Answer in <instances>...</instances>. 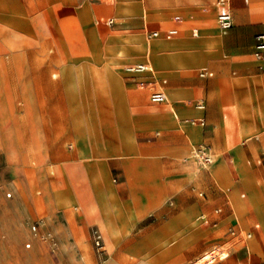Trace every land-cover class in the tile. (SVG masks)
I'll use <instances>...</instances> for the list:
<instances>
[{
	"label": "rangeland",
	"instance_id": "rangeland-1",
	"mask_svg": "<svg viewBox=\"0 0 264 264\" xmlns=\"http://www.w3.org/2000/svg\"><path fill=\"white\" fill-rule=\"evenodd\" d=\"M139 1L146 8L134 11L122 7L119 0H104L97 10L111 11L115 26L98 24L102 14L99 11L95 16L92 11L74 14V11L55 10L49 5L47 10L24 9L19 12L23 28L16 32L26 41V83L23 80L15 82L17 76L8 67L6 57L0 58V131L8 158L10 162L17 159L12 140L8 137L11 131L8 124L26 136L30 155L45 154L49 165L63 163L71 176L79 181L87 180L89 169L99 161V149L127 144L126 156L108 160L112 183L107 176L104 180L110 188L113 184L117 197L126 200L131 210L143 212L142 216L133 217L125 203L112 195L109 206L113 209L116 224L108 221L109 234H103L98 226L90 228V237L78 244L79 250L63 249L61 264H192L199 259H207V255L215 250L229 257L220 260L219 255L214 264H264V166L256 164L259 158L264 160V127L233 137L235 125L239 123L224 119L231 105L223 108L221 116L213 119L202 117L186 124H177L181 121L174 120L167 111L169 105L179 111L196 110L199 102L205 100L208 104L206 115L215 112L217 97L212 90L216 87L212 85L221 80L242 86L253 83L252 86L260 94L253 107L264 115V68L252 56L253 44L242 54L223 53L222 58L209 64L215 76L200 78L205 71L198 69L206 66L205 57L203 53L194 51L201 48L202 39L181 38L199 39L194 38L196 32L201 37L203 29L217 28L214 13L212 18L205 13L208 8L212 10L208 5L212 6L214 0L208 4L202 0ZM151 1L155 2V6L149 4ZM237 1L244 4V0ZM253 1L250 0L248 6L260 4ZM17 2L27 5V0ZM115 11L125 16L134 12L141 15L131 20L116 15ZM173 18L179 32L173 36V41H166L165 34L171 29ZM240 26L255 28L252 33L254 39L263 31L260 27H264V19L254 22L247 19ZM240 26L224 40H237ZM2 30L4 35L9 33L6 27L2 26ZM158 31L159 39L151 37V32ZM135 33L144 37L129 39L128 45L108 49L113 45L107 42L111 35ZM135 40H139L137 44ZM219 42L220 39L216 38L210 46L219 47ZM151 46L161 51L154 52ZM147 48L151 55L147 54ZM119 55L137 57L135 62L150 61L155 73L140 74V80L135 81L137 79L132 77L135 73L127 69L136 65L131 61L114 62V57ZM242 60L248 62L245 67L235 64ZM193 68L197 71L188 77L191 98L185 102L187 95L167 89L170 104L160 106L151 103L148 83L162 74L175 76ZM234 70L238 72L236 77L232 75ZM107 72H114L121 78L126 90V102L122 106L110 105L102 100L103 91L78 87L79 83L89 86L94 77L103 79ZM169 86L181 85L171 79ZM144 91L146 98L138 102L136 96L140 93L145 96ZM2 100L7 102L6 107ZM153 109L165 112L167 117H154L149 113ZM170 123L176 125L168 126ZM180 125L199 126L203 130V140L197 145L207 146L215 156L213 166L205 169L197 163L194 157L197 145L183 155L165 151L171 147L178 150L184 143V138L179 135ZM77 136H81L84 142L83 156L78 149ZM258 136L259 142L248 141ZM230 147L239 149L241 156L238 155L240 160L237 163L231 153L238 150L229 149L224 155L225 168L219 163ZM1 163L0 155V167ZM243 167L248 174L244 170L235 174ZM51 173L52 170L50 176L54 178ZM33 177L39 181L40 173L35 172ZM82 185L95 197L101 192L87 182ZM67 189L68 180L58 171L55 195L59 202L72 205L75 199ZM38 192H41L40 196ZM10 193L7 187L0 186L1 210L12 209L14 194L9 197ZM33 193L39 200L45 196L40 187H35ZM242 195L245 197L242 198ZM219 207L223 208L222 213L216 212ZM69 220L76 223L83 237L87 238L81 209L76 210ZM5 221L1 220L0 237L6 243L9 240L13 251L10 252L12 258L2 264H56L49 247L32 235L31 227L39 221L52 226L63 224L65 220L61 219V212L51 219L43 210L38 219L18 226L15 235L8 234ZM95 230L103 236L104 255L98 254L94 246ZM250 233L258 234L247 243L245 241ZM29 243L32 247L26 249ZM246 245L251 246V255L246 254Z\"/></svg>",
	"mask_w": 264,
	"mask_h": 264
},
{
	"label": "crops",
	"instance_id": "crops-1",
	"mask_svg": "<svg viewBox=\"0 0 264 264\" xmlns=\"http://www.w3.org/2000/svg\"><path fill=\"white\" fill-rule=\"evenodd\" d=\"M17 1L18 0H0V34H1L0 58L2 59L3 57H6V63L8 67L11 70H13L14 74L17 76V78L15 79V82L17 83H21L22 80L24 83H26L25 80L27 75V68L25 66V59L27 58L26 41L21 39V37L17 33L19 29L23 28V24H21L22 21L18 16L20 14L19 12H21L22 10L24 9L47 10L49 9V5H52L55 10L74 11V14H77L78 11H92V13H94L95 16L96 11H99L102 14L99 20L97 21L98 24L102 23L105 24L106 26L116 25L115 19L111 17L110 14L112 13L111 11L97 10L101 5L104 4V0H27V5L25 3H22V5H20L19 2ZM202 1L203 2L205 1L208 4L211 0H202ZM218 1L219 0H214L212 6L208 5L212 7V10L208 8V11L205 12L207 16L210 18L213 17L212 12L214 13L217 28L207 27L203 29L201 37H199L200 36L199 33L196 32L194 34V38H199V39L181 38V39H192V40L202 39L201 48L196 49L194 52L203 53V57H205L206 66H202L198 70L206 69V71L212 73L213 76L212 77L200 76V78L211 79L215 76V73L209 69V64L211 61L215 59L222 58L223 53H228L232 55L235 53L242 54L244 52V49L250 47L253 44L252 56L254 58L253 54L256 43L255 38L259 34H264V27H260V29L263 31L261 33H258L253 39L252 33L255 31V28L240 26L242 24H245L247 19H250L252 22L264 19V3H261L264 0L261 1L254 0L253 3L254 2L260 3V4H256L254 7H251L253 4L248 6L250 0H244V4L243 2L237 0H226L227 9L231 13L234 20V27L226 35L221 33L217 23ZM119 2L122 7L129 8L134 11L140 10L141 7L146 8L145 4L140 2L139 0H119ZM106 4L108 5V2ZM149 4L155 6L154 1H151ZM10 11H13V13H10ZM115 13L116 15L118 14L119 16L125 19H131V20L141 15L138 12L131 13L128 16H125L119 11H115ZM111 20L114 21L113 25L109 24V21ZM135 23L137 22L135 21ZM170 23L172 24V27L171 29L168 30V32L176 31L178 34L179 30L176 24V19L174 18L171 19ZM2 26L9 29V33L7 35H4ZM135 26H138V24H136ZM239 26H240V28L238 29L239 38L237 40H233V41L224 40V38L228 37L231 34V32L236 27ZM152 33L155 32H151V34ZM158 33L160 32L158 31ZM142 37L144 36L140 33H135L132 35H111L107 40V42L113 43V45L111 44L108 49L112 47L120 48L122 47V44L128 45L127 41L129 39H139ZM172 38L171 39L165 38V40L173 41ZM216 38L220 39L219 42L220 46L219 47L210 46V42ZM155 39H159V37ZM135 41H136L135 44H137L139 40H135ZM148 48H147V54L149 55ZM151 49L154 52L161 51L159 49L153 48L152 46ZM107 54H109V52ZM114 59H115L114 62L131 61L135 65L143 64L151 68V71H147L144 73H135V75L132 76L135 79H137L135 81L140 80L139 78L140 74L152 75L155 73V69L150 61L135 62L138 61V58L133 57L131 55H126V56L119 55L114 57ZM235 64L238 66L245 67L248 64V62L242 60ZM261 67L263 69L264 65L261 64ZM196 71L197 70L193 68L186 70V72H183L180 75H175V76H168L167 74H162L153 82L148 83L150 84V86L148 87L151 92L150 99L152 94L155 92H162L165 94L166 98L168 97L167 100L163 103H154L152 101L151 103L160 106H165L167 104H170V100H169L170 96L167 89H169L170 91H172L171 89L177 90L180 93H182L184 96L187 95V97L185 98V102H186V100L192 97L191 92L189 90L190 81L188 77L194 74ZM237 74H238L237 70H234L232 72V75L234 77H236ZM93 75H96V73L93 72ZM105 75L106 76L103 77V79L100 77H94V81L89 86L87 84L85 86V84L79 83L78 87L79 89H83V88L88 89L89 87H92L96 91L98 90L103 91L104 96H102V100H105V102H108L110 105L122 106L126 102L124 98L125 96L124 93L126 92V90L123 84L121 83V78L114 72H107ZM171 79L175 81V84H179L181 86L170 87L169 85ZM262 80H264V77L262 78ZM252 84L249 83L245 86H242L241 84L238 83H227L220 80L219 82H217L216 85H212L213 87H216V89H213L214 91L212 90V93H215V96L217 97L216 99L217 105H216V111L212 113H208L207 115H206V111L208 104L207 101L205 100L199 102L205 104V109L201 110L195 108L196 110H188V109H182L181 111L177 110V118L170 111L171 109L174 108V106L169 105L167 111L169 112V114L172 115L174 120L179 122L181 121L180 123L177 124H181V123L186 124V121L201 120L202 117L213 119L215 117L221 116V112L223 108L226 107L227 105L228 106L231 105L230 106L231 109L226 108V109H230V111L224 114V119H229L235 124L237 122L239 123V125H235V129H234L235 136L233 137L242 136L243 132L250 134L264 127V115L256 111L253 107L260 94L252 86ZM72 89L74 90L75 88ZM146 94L147 93L145 92V96L143 93L137 95L136 96L138 99L137 101L142 102L144 100V97L146 98ZM3 103L4 106L6 107L7 102L3 101ZM6 112L9 118L10 114L7 109ZM149 113L156 118L166 116L165 112H162L160 110L153 109ZM167 125L175 126L176 123L173 124L170 123ZM8 126L11 130L8 137L12 140L14 146V152L17 159L13 162H10L5 146L3 144L4 136L3 133L0 131V155L2 156V163L0 167V176H2V178L0 177V186H5L9 190H11L12 193H10L9 195L12 196L14 194V200L11 202L12 209L10 211H5L0 209V226H1V220L2 222L3 220H6L4 224L6 225V230L8 234L15 235L17 233L18 226L24 223L27 224V221H34L35 219H38L41 211L44 210V212L51 219L57 214V212H61V219L65 220V223L52 226L51 223H49L48 225L47 222H45L46 224L45 227L40 228L41 233H45L46 231H49L56 235L58 234L57 237L60 242V249L56 254L51 253L53 255V257L52 256L51 257L56 264H61L63 249L79 250L78 244H80V242L88 241V238L90 237V233H89L90 228L94 226H98L103 232V234L108 235L109 234V232H107L108 221H112L113 223L116 224V221L114 219L113 209L109 205L111 204V196L115 195L117 197V193H116V188L113 186V184L111 188L106 184L104 177L105 176L109 177L112 183L111 173L108 166V160L111 159L114 160L116 158H121L126 156L128 154L127 144L122 143L119 146L108 145L105 148L99 149L97 152V157L99 156L98 157L99 161L91 166L87 174V180H82L83 181L82 182L77 179H74V176L73 177L71 176L69 170L65 166H63V163L55 162L52 164L50 163L49 165L50 162L49 158L45 154L40 155V154L32 153V155H30L27 152L26 136L23 135V133L20 134L21 132H19L16 129V127L9 124ZM179 127H180L179 135L184 138V143L182 144L181 147H179L178 150L171 147L165 151L171 154L177 153L183 155L191 151V147H193V145H197L198 143H201L204 134H203V130L199 126L190 125V126L181 127L180 125ZM193 139H195L196 142L193 143L192 142ZM250 140L259 142L260 137L258 136L249 139L248 141ZM76 141L80 155L83 156L85 152V146L81 136H77ZM198 146H205V145L201 144V145H197V147ZM229 149L230 150L232 149L233 151L238 150L236 153L235 152L231 153V157L234 160L236 159L237 163L238 160H240L238 155L241 156L239 149L231 148V147L228 148L223 153L222 159L220 161L221 163H219L222 164V167L225 166V168L227 164H224V155L227 153ZM214 163H215V156H214ZM213 164L211 166H213ZM256 164L258 166H264V160L262 158H259L256 161ZM211 166L205 169H208ZM50 170H52L51 175L54 176V178L50 176ZM241 170H244L245 173L248 174L244 167L243 169L240 168V170L237 169L238 173L235 174L238 175ZM58 171L60 172L61 175H64L65 178L68 180L67 192L68 194L71 193L75 199V202L72 205H65L59 202L58 198L55 195V184L57 182ZM35 172L40 173L39 181H36V179L33 177ZM86 182L96 187L97 190L100 189L101 192L98 193V195L95 197L89 191H85V189L82 188L83 186L82 183H86ZM35 187H40L43 190L45 196L42 200H39L34 195L33 190ZM104 189L106 190L105 193L102 192ZM37 195L40 196L41 192H38ZM244 197L245 195H242V198ZM117 199L125 203V206L128 208V210L130 211L133 217L137 216V218L138 217L140 218L142 216L143 212L141 211L134 212L133 210H131L126 200H123L121 197H117ZM0 204H1V200H0ZM78 209H81L85 218L86 228L88 231L87 238L83 237L82 231L80 230L78 225H76V223H72V221L69 220V218L73 216V213ZM217 209H222L223 211V208L221 207ZM258 228L259 226L256 225V229ZM257 234L258 233L255 234L250 233V235H252V238L249 240L246 239L245 242L247 243L251 242V240H253L257 236ZM108 239H109L108 240L109 244L111 245V247H113L114 246L113 242H111L110 238ZM105 244H106V239H105ZM11 246L12 245L9 243V240L6 243V241L4 242L3 240H1L0 237V264H2L4 260H8V258H12V254H10V252L13 251V248ZM258 249L259 248H257L256 250ZM246 254L251 255L250 245H246ZM80 260L83 261V258H81Z\"/></svg>",
	"mask_w": 264,
	"mask_h": 264
},
{
	"label": "built area",
	"instance_id": "built-area-1",
	"mask_svg": "<svg viewBox=\"0 0 264 264\" xmlns=\"http://www.w3.org/2000/svg\"><path fill=\"white\" fill-rule=\"evenodd\" d=\"M217 9H218V16H217V23L218 27L222 34L226 35L233 27H234V20L231 13L227 9V1L226 0H219L217 2ZM114 21H109L110 25H113ZM176 31H170L165 34L166 39H171L174 35H176ZM151 37L158 38L160 37V33L155 32L151 34ZM255 48H254V58L256 61L260 62L264 65V34H259L255 38ZM127 71L131 73H144L147 71H151V68L147 65H136L134 67L128 68ZM213 74L209 73L205 70V73H201V77H212ZM165 83V82H164ZM167 100L166 96L162 92H155L151 96V101L154 103H163ZM198 109H205L204 103H199L197 105ZM194 157L199 165L204 168L211 166L214 163V155L210 152V150L205 146H198L194 150ZM203 195V194H202ZM11 195H9L10 197ZM217 213H222V209H217ZM44 221H39L31 227L32 235L40 240V242L46 244L52 254L58 253L60 249V242L57 237L52 232L46 231L45 233L40 232V228L45 227ZM234 234V233H233ZM93 243L97 249L98 254L104 255V241L103 236L98 230L93 232ZM32 245L26 244V249H30Z\"/></svg>",
	"mask_w": 264,
	"mask_h": 264
},
{
	"label": "bare ground",
	"instance_id": "bare-ground-1",
	"mask_svg": "<svg viewBox=\"0 0 264 264\" xmlns=\"http://www.w3.org/2000/svg\"><path fill=\"white\" fill-rule=\"evenodd\" d=\"M150 47V46H149ZM150 50V49H149ZM150 53V52H149ZM152 53H150L151 55ZM206 69H202L201 71H205ZM153 71V70H152ZM168 98V97H167ZM169 103V101H168ZM171 113L177 118V110L176 108L174 107L173 109L170 110ZM189 121H186V123H188ZM247 238L251 239L252 238V235H247ZM246 238V239H247ZM248 239V240H249ZM255 246L257 247V243L255 244ZM220 255V260H224L226 258L229 257L228 254H225V253H222V252H217L216 250L215 251H212L210 252V254L207 255V259H199L198 261H195L193 262L192 264H214L216 259L218 258V256Z\"/></svg>",
	"mask_w": 264,
	"mask_h": 264
}]
</instances>
